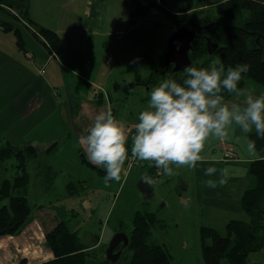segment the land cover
<instances>
[{
	"label": "rangeland",
	"instance_id": "1",
	"mask_svg": "<svg viewBox=\"0 0 264 264\" xmlns=\"http://www.w3.org/2000/svg\"><path fill=\"white\" fill-rule=\"evenodd\" d=\"M19 2L21 9L25 10L28 1ZM64 4L67 6L63 7L55 23L61 29L62 37L66 39L67 48H70L75 43L78 44L77 34V37L72 34L75 31L73 22H77V26L82 24L84 3L82 0H67ZM73 4H76V8ZM215 7L212 1L200 7L205 10L206 21L216 17ZM133 11L131 0H108L104 13L99 14L101 22L103 20L102 33L106 35H84L88 39L105 43V48L101 47L99 41L96 46L104 51L106 60L111 58L110 64L94 54L79 58L81 62L85 60L86 67L83 72L90 81H95L93 86L103 83L107 90L114 93L113 107L116 109V116L124 120L130 129L128 142L131 134L135 132L139 112L148 105L150 88L137 85L128 91L127 87L136 84L137 80H146L153 71H157L159 61L168 50L169 39L177 31L176 26L161 14L133 18ZM1 14L7 17L5 13ZM59 17L66 19L59 22ZM26 22L19 19L15 24L20 27ZM69 53L67 51L66 55ZM192 60L197 67H207L216 59L202 56ZM160 69L162 72L166 70L164 65H160ZM168 70L172 71L173 67ZM186 75L184 71L174 77L171 75V78L181 80ZM71 78H74L72 73ZM163 80L164 77H159L160 83ZM116 84L118 89L115 90ZM93 86L86 82L87 97H94V93H91ZM244 89L253 95L264 93V85L251 79L247 80ZM242 100L243 97H236L232 101ZM248 139L249 133H243L238 126L232 129L230 138L224 141L211 137L203 153L205 158L198 162L195 169L172 165L174 175L163 173L160 178L151 177L154 198L146 200L138 184L149 171L150 161H142L131 168L127 167L126 161L121 179L106 181V174L81 163V154L90 161L73 134L72 139L61 142L59 154L43 157L46 164L50 163L58 171V177L54 176L53 170L49 171L46 167L41 174L37 162L30 159L29 185L15 194L27 195L32 215L40 216L46 224L66 221L70 229L78 233L84 245L93 247L97 244V263L106 259V250L117 233L124 232L131 236L134 217L137 212H142L156 215L158 222L153 228L151 240L169 249L171 264H206L202 252V227L211 226L225 233L230 219H241L242 196L251 182L250 163L236 157L241 152V157L253 155L247 150ZM17 164L15 157L0 163V179L13 180L17 175ZM209 165H215L218 170L212 177L204 173ZM98 167L105 170L102 166ZM225 169L229 176L227 184L218 185L216 188L206 185L207 179L218 181L223 174L221 170ZM80 179L81 184L78 183ZM69 180L75 182L72 187L76 194H72V184L67 183ZM244 216L248 217L245 211ZM263 236L260 235L259 240L264 241ZM132 256L133 251L128 248L116 263L111 264H129Z\"/></svg>",
	"mask_w": 264,
	"mask_h": 264
},
{
	"label": "trees",
	"instance_id": "2",
	"mask_svg": "<svg viewBox=\"0 0 264 264\" xmlns=\"http://www.w3.org/2000/svg\"><path fill=\"white\" fill-rule=\"evenodd\" d=\"M25 0H0V26L6 32H14L19 48L23 49L20 29H28L32 35L49 46L52 54L59 57L61 38L52 29L33 30L27 24L17 26L19 19L30 23L27 5L21 9ZM28 1V0H27ZM133 18H147L161 14L167 17L177 28H190L197 32L190 52L192 59L202 56L222 60L225 67L237 63H247L248 73L240 82L243 87L248 79L264 85V0H131ZM209 1L215 4L216 17L206 21L205 10L200 7ZM18 9V11H17ZM7 15V17L4 14ZM15 21V22H14ZM24 27V28H23ZM157 71H153L147 80L137 85L158 86L159 77L171 78L180 72L169 71L163 59L159 61ZM160 65H164L162 72ZM207 65V64H205ZM173 67V66H172ZM131 91L130 87H127ZM225 98L234 94L225 91ZM130 147V144H129ZM130 153V151H129ZM17 158V175L13 180L0 179V235H16L28 222L32 210L27 195L15 193L29 185L28 161L38 157L35 146L17 147L8 143L0 147V163ZM127 161V160H126ZM83 162L101 174L106 171L88 162ZM156 167H149L151 177ZM251 183L246 189L241 203L251 222L231 220L225 233L211 226L201 229L203 259L206 264H243L251 253L264 249V158L250 163ZM71 192L74 189L70 186ZM158 219L154 213L137 212L133 221L130 248L133 256L129 264H171L172 256L165 245L151 240L153 228ZM264 238V236H263ZM47 245L54 253V259L42 264H100L97 250L84 245L77 232H73L66 221H60L46 235ZM104 261V260H103ZM101 262L105 264L107 262Z\"/></svg>",
	"mask_w": 264,
	"mask_h": 264
},
{
	"label": "crops",
	"instance_id": "3",
	"mask_svg": "<svg viewBox=\"0 0 264 264\" xmlns=\"http://www.w3.org/2000/svg\"><path fill=\"white\" fill-rule=\"evenodd\" d=\"M66 1L28 0L27 4L30 23L25 24L33 30L46 28L55 31L62 41L59 57H55L49 46L36 39L28 29H20L23 49L19 48L15 35L0 26V147L8 143L17 147L35 146L38 157L32 161L37 162L41 174L46 167L55 172L56 178L58 171L50 163L46 164L43 157L59 154L61 142L72 139L73 134L79 140L81 135L86 134L99 110L111 107L116 115L113 107L114 93L107 90L103 83L93 86L95 81H90L83 72L85 60L81 62L79 59L94 54L110 64L111 58L106 60L104 51L96 46L100 41L84 36L106 35L102 33L103 20L101 22L99 14L104 13L108 0H82L83 21L79 26L77 22H73L75 33L72 32L75 37L78 36V44L75 43L70 48H67L66 39L55 23L63 7L67 6L64 4ZM73 6L76 8V4ZM64 19L66 18L59 17V22ZM100 45L106 47L104 42H100ZM67 51L70 53L66 55ZM71 73L74 78H71ZM86 82L94 87L91 89L93 98L86 95ZM139 82L142 81H135L136 84ZM246 83L242 88L246 87ZM97 86L99 87L96 88ZM117 86L118 84L115 90L118 89ZM236 97L233 95L226 99L232 101ZM249 138L256 140V155L253 153L252 156L241 157V152L236 158L251 163L264 158V139L257 137L255 130L249 133ZM131 142L130 136L128 143L131 145ZM83 156L81 154V163L85 164ZM67 183L73 186L75 182L69 180ZM78 183H82L81 179ZM72 194H76V191L73 190ZM241 211L239 220L251 222L248 215L247 218L244 216L243 208ZM231 220L238 219H230L229 222ZM46 223L40 216L31 213L18 234L0 235V264H42L53 260L54 253L47 245L46 235L54 229L57 222ZM89 248L97 250L98 245ZM243 264H264V249L251 253Z\"/></svg>",
	"mask_w": 264,
	"mask_h": 264
},
{
	"label": "clouds",
	"instance_id": "4",
	"mask_svg": "<svg viewBox=\"0 0 264 264\" xmlns=\"http://www.w3.org/2000/svg\"><path fill=\"white\" fill-rule=\"evenodd\" d=\"M249 70L247 63L226 68L222 60L207 67L190 63L181 80L165 76L158 86L150 88L148 105L138 114L130 147V129L111 107L95 114L78 143L92 164L106 170V181L121 179L129 151L140 161L154 162L168 176L175 174L172 165L195 169L204 160L211 137L224 141L238 126L243 133L255 130L256 136L264 139V93L253 95L240 86ZM225 91L243 100H227ZM247 150L256 151V140L248 139ZM217 171L215 165L204 169L208 177ZM221 172L218 181L210 178L206 185L216 188L227 184V170Z\"/></svg>",
	"mask_w": 264,
	"mask_h": 264
},
{
	"label": "water",
	"instance_id": "5",
	"mask_svg": "<svg viewBox=\"0 0 264 264\" xmlns=\"http://www.w3.org/2000/svg\"><path fill=\"white\" fill-rule=\"evenodd\" d=\"M196 38L197 32L186 27L179 28L171 36L168 43V50L163 57V61L167 69L173 66L174 72H184V68L187 65L190 63L193 64L190 52ZM134 87L135 84L130 85V89H133ZM150 178L151 176L149 172H147L145 177L141 179L138 184V188L146 200L154 198V189L150 185ZM121 244H123L121 250L115 253L116 248ZM129 245V236L124 232L117 233L112 239L109 248L106 250L107 263H116Z\"/></svg>",
	"mask_w": 264,
	"mask_h": 264
},
{
	"label": "built area",
	"instance_id": "6",
	"mask_svg": "<svg viewBox=\"0 0 264 264\" xmlns=\"http://www.w3.org/2000/svg\"><path fill=\"white\" fill-rule=\"evenodd\" d=\"M29 57H31V56L29 55ZM110 62H111V60H110ZM131 136H132V135H131ZM150 162H151V164H152V161H150ZM141 163H142V161H140V160L136 159L135 157H133V156L131 155V152H130V155H129V157H128V159H127V162H126L127 167L131 168V167H133V166H137V165H139V164H141ZM162 176H163V171L160 170V169H157V168H156V171H155V177H156V178H160V177H162Z\"/></svg>",
	"mask_w": 264,
	"mask_h": 264
},
{
	"label": "flooded vegetation",
	"instance_id": "7",
	"mask_svg": "<svg viewBox=\"0 0 264 264\" xmlns=\"http://www.w3.org/2000/svg\"><path fill=\"white\" fill-rule=\"evenodd\" d=\"M122 246H123V244H121L119 247H117L116 250H115V253L118 252V251H120L121 248H122ZM127 249H128V248H127ZM103 262H107V257H106V259H105ZM105 264H109V263H105ZM110 264H111V263H110Z\"/></svg>",
	"mask_w": 264,
	"mask_h": 264
}]
</instances>
